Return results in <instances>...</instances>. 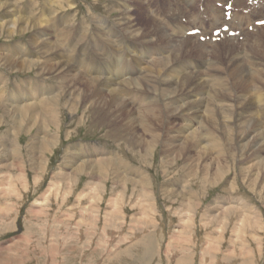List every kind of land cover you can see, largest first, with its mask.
Listing matches in <instances>:
<instances>
[{
    "label": "rangeland",
    "instance_id": "rangeland-1",
    "mask_svg": "<svg viewBox=\"0 0 264 264\" xmlns=\"http://www.w3.org/2000/svg\"><path fill=\"white\" fill-rule=\"evenodd\" d=\"M29 2L30 0H22L21 8L26 10ZM33 2L41 17L51 7V0ZM132 2L129 4L131 8L138 6ZM111 3L108 0H73L75 9L54 8L61 11L58 14L66 13L64 18L73 17L76 25L81 21L86 25L90 7H94L95 13L105 16L106 7ZM140 5L138 13H135V8L131 13L136 23L147 26L145 7L141 2ZM62 7H66L64 2ZM239 8L249 10L247 16L252 20L248 21V27L252 26L254 20L264 17L263 7L259 8L262 13L258 18L252 14L254 7ZM152 9L159 10L154 6ZM222 14V25L238 24L244 27L247 24H240L239 20L233 21L234 15L241 16L242 13H233L229 23L224 22V11ZM118 16L119 12L111 13L110 22ZM199 18L205 25L209 23L205 14L206 20L202 16ZM162 24L166 28L163 22ZM42 31L46 36L53 34L48 29ZM29 34H16L7 38V34L0 33V45L20 43L29 51ZM200 36L207 35L200 34L198 38ZM242 36L244 37L243 34ZM227 39L224 35L219 46L223 49L224 45L232 41L234 54H241L245 50V41L251 37L245 36L242 43ZM238 44L240 49L235 46ZM9 50L14 52L10 48ZM213 52L214 49L211 48L199 49V52L194 51L186 60L188 64L198 67L206 65L209 68ZM234 54L227 55V60L233 58ZM96 56L102 57L98 51ZM76 57L80 61L83 59L78 54ZM224 59L221 56L222 62ZM38 69L40 67L36 68ZM36 70L28 72L13 69L9 73L0 67V77L6 75L7 78L3 86L5 93H8L6 95L11 96L15 83L19 82L24 88L21 82L31 79ZM241 88L243 86L238 91L243 93L245 89ZM259 88L264 93V86ZM248 90L251 91L250 88ZM229 91L231 96L236 93L233 86H229ZM250 98L251 96L248 97L249 100ZM226 104L231 106L233 102L227 100ZM237 107L239 110L236 111H240L239 113L247 108L240 105ZM10 109L0 106V264H264V171L252 168L247 170L245 167L248 162L238 163L234 152L228 154L226 148L212 152L189 149L182 158L177 156V160L178 152L172 150L173 152L162 154L161 146L155 147L151 152H145V147H131L130 142L135 140L130 138L132 133L122 125L123 122L115 121L114 127L109 121L105 125L96 124L97 116L86 105L77 107L73 112L65 106L57 107L56 115L51 118L52 115L49 114L46 118L49 122L45 126L40 115H35L32 120L28 116L18 120ZM242 113L241 118L245 119L246 115ZM195 116L199 115L190 116L189 120L193 119L191 124H195ZM257 118L254 117L255 120ZM33 120L36 121L35 127L28 134L26 132ZM21 121L24 129L20 128L21 131L15 134L14 128L22 126ZM170 122V125L175 124L172 119ZM180 123L182 122L176 121L177 125ZM177 125L174 127H180ZM154 126L162 127L160 132L168 140L164 134L165 126L157 122ZM254 129L256 128L252 126V141L260 138L258 131ZM136 132V137L140 140L151 141L139 126ZM35 136L42 138V143H37L36 140L33 142L37 138ZM49 140H55V143L47 144ZM215 141L219 142L218 138ZM228 141L229 136L220 143L221 146L224 147V142ZM82 144L89 151L81 147ZM45 149L42 166L39 167V156ZM95 151H99V156L95 155ZM73 152L77 155L81 153L84 158L74 162ZM106 153L111 157L106 156ZM124 153V158L119 157L132 167V174L130 172L126 175L118 168L106 164L112 156ZM200 156L204 158L200 159ZM82 161L86 168L73 174ZM96 161L104 165L97 168L93 165ZM161 161L167 164L164 168ZM154 168L150 173L151 177L146 174ZM136 171L144 174L147 182H137L136 185L134 180L131 181ZM18 178H24V182H19ZM186 181H189L190 187L183 190ZM150 182H160V187L154 186V191L151 192ZM179 192L182 195L177 194ZM236 196L249 198L252 206L244 204V200L239 198L232 202L230 199ZM200 202L203 203L201 208L205 206L201 211ZM220 206L230 210L236 208V213L231 211L215 218L217 220L212 219L217 215L216 208ZM244 207L253 214L240 210ZM156 208L159 213H155ZM256 208L263 212L262 216L260 212V215L256 214ZM185 216L191 218L188 225L184 223ZM182 227L184 230L179 234ZM209 237H216L218 242L209 241Z\"/></svg>",
    "mask_w": 264,
    "mask_h": 264
},
{
    "label": "bare ground",
    "instance_id": "bare-ground-1",
    "mask_svg": "<svg viewBox=\"0 0 264 264\" xmlns=\"http://www.w3.org/2000/svg\"><path fill=\"white\" fill-rule=\"evenodd\" d=\"M108 1L112 3L106 7L107 13L104 14L105 16L95 13L94 7H90V12L87 14L89 21L86 22V25L84 21L76 25L73 17L64 18L63 16L67 15L66 13L58 14L60 10L65 8L75 9L73 0H51V7L44 8L47 11L43 13L42 17L39 15V10L35 8L33 0H30L26 10H23L20 6L22 0H0V33L7 34V38L16 34L22 36L30 33V36H27V42H30V45L27 44L29 51H26L20 43L8 46L0 45V67L6 69L9 73L13 72V69L18 71L28 70L30 72L40 67L31 79L24 82L20 81L24 88L19 85V82L15 83L10 97L7 96V91L6 95L5 88L3 89L4 83L7 81L6 75L1 76L0 106L10 107L18 120L26 116L32 120L35 115H40L42 124L45 126L49 122L46 118L49 114L52 115L51 118L56 115L57 107L65 106L66 109L69 108L73 112L77 107L86 105L97 116L96 124L111 123L114 127L113 125H116L115 121L123 122L122 125L129 133H132L130 138L135 140L130 142L133 148L141 149L145 147V152H151L155 147L161 146L162 154L169 153L172 150L180 153V155L176 154V159L177 156L182 158L185 153H188L187 150L189 149L190 151L212 152L226 148L228 154L232 152L236 154L238 163L248 162L245 167L247 170L252 168L264 171V155H262L264 154V95L258 89L261 85L264 86V28H256L254 33L249 35L246 29L248 28V21L252 18L244 15H234L233 19V21L239 20L240 24L247 23L244 27L238 24L237 26L222 25L220 24L223 21L221 19L222 10L207 6L206 11L203 13L209 18L207 25L200 20L199 16L202 15L196 13L190 15L187 10H185L186 20L188 19L186 26L179 25L178 19L181 16H179L180 12L177 11L172 18L178 25L176 30L172 31L173 35L169 29L163 26L162 22L160 23L158 15L155 14L156 10L152 9L153 7L150 6L148 0L140 1L145 7L144 12L147 20L145 24H148L147 26L136 23V19L131 13L133 9L128 3L130 0ZM172 1L176 4L179 3L177 0ZM182 1L189 4L187 0ZM63 2L66 7H62ZM232 2L233 5L240 7L243 0H232ZM54 6L60 10L55 9ZM155 8L157 9V7ZM134 10L137 11L135 13L140 11L138 8ZM253 10L252 14L256 18L262 13L259 8ZM114 12H119V16L113 22H110L109 15ZM262 20L258 18L253 23ZM56 25L59 26L56 27ZM109 25L118 29L119 33L137 46V49L141 46L144 47L143 57L140 56L136 59V70L138 72L142 66L144 68L148 64L150 68L147 69L146 74L141 79L117 86L116 83H120L123 73L112 72V66L109 65L105 67V70L107 71L106 74L112 78V83L111 86H107L103 83L104 81L96 76L98 75L97 71L83 62L84 58L80 61V58L76 57L77 47H80L78 53L81 54L84 51L85 44H90L89 48L92 49L97 46L96 50L102 56L97 60L104 64V48L102 47L104 42L109 45L119 44L118 37L109 28ZM226 25L231 31L235 30L242 33L244 37H251L250 40L245 41V50L241 54H234L232 41L224 45L223 49L219 46V43H217L218 45L207 43L206 45H210L214 49L210 67L207 68L206 65L198 67L195 64H188L186 58L190 57L189 55L195 51L194 46L201 47L202 45L199 43L198 36L196 38H182L179 36L183 33L185 36V33L194 30H200V32H203L201 34L207 35V30H210L209 34H211L214 30ZM42 29H48L53 34L46 36ZM123 47L129 52H133L132 45L123 44ZM154 47H158V50H153ZM9 48L14 52L12 53ZM169 49L172 50L171 56L168 53ZM230 53L234 54V57L227 60V55ZM202 56L204 57V55ZM221 56L225 58L223 62ZM179 61L180 63H178ZM151 62L152 64H150ZM244 64H247V66ZM79 72L84 73V75L79 74ZM155 75H157L156 78H154ZM179 78L183 79L178 84L177 80ZM157 79L159 84H157ZM247 83L250 84V87ZM229 86H233L235 89L236 97L231 96ZM242 86L241 89H245V93L238 91ZM246 86L248 87L246 88ZM248 94L249 96L252 95L251 100L248 99L249 96H246ZM227 100H231L233 104L231 106L226 104ZM239 105L242 108L247 107L243 113L241 111L242 115H246L245 119L241 118L240 111H236L239 110L237 109ZM195 114L199 116H195V124H191L193 119L191 118L190 121L189 118ZM254 117H258V122ZM171 119L175 123L174 125H177L176 121L180 120L182 123L177 125L180 127L170 125ZM156 122L165 126L164 134L168 137V140H165L162 132H160L162 127L156 128L154 126ZM188 122H190L189 125ZM20 123L22 125L23 122ZM35 124V120L30 121L26 133L29 134ZM138 126L149 136L151 141L144 142L136 137ZM252 126L256 128L254 130H257L260 135V138L253 141L250 138V136H253ZM20 128L24 129V126L14 128L15 134L21 131ZM166 130L167 132H165ZM165 135L164 137H166ZM113 136L117 137L118 135L113 134ZM227 136H229V141L228 143L224 142L223 147L220 143ZM35 137L37 138L33 139V142L36 140L37 143H42V138ZM216 138L219 140L217 143ZM14 140L16 141L17 138H14ZM54 143L55 140L47 142V144ZM249 144L250 147L248 148ZM45 151L46 149L39 156L40 162L37 164L39 167L42 166L41 161ZM73 153L74 162L84 158L81 153H78V155L75 152ZM98 153L99 151H95L96 156H99ZM84 154L87 155V153ZM201 154L204 155V153ZM106 156L111 157L110 154ZM173 157L175 161V156ZM199 158L203 159L204 157L200 156ZM186 159L187 157L184 158V160ZM109 160L106 162L107 165L118 168L126 175L130 172L132 174V167L125 160L123 161L119 155L112 156V159ZM162 161L166 160L162 159ZM162 161L161 165L164 168L167 164ZM93 165L98 168L104 164L102 165L100 161H96ZM83 168H86L84 161L81 162L78 169L74 170L73 174L80 172ZM17 180L24 182V178H18ZM130 180H134L136 185L137 182H147L146 176L138 173V171L133 173ZM177 194H180V192ZM40 202L42 203V199H40ZM36 204L40 205L39 202H36ZM246 207L240 208V210L244 213H252ZM216 211L217 215L212 219L222 216L223 213L228 214L231 211L236 213V208L230 210L220 206L216 208ZM256 214L260 215L258 212ZM190 221L191 218L185 216L184 223L188 225ZM184 227L178 231L179 234H182L181 231L184 230ZM208 240L213 243L218 242L216 237H209Z\"/></svg>",
    "mask_w": 264,
    "mask_h": 264
},
{
    "label": "snow or ice",
    "instance_id": "snow-or-ice-1",
    "mask_svg": "<svg viewBox=\"0 0 264 264\" xmlns=\"http://www.w3.org/2000/svg\"><path fill=\"white\" fill-rule=\"evenodd\" d=\"M261 23H264V22H261Z\"/></svg>",
    "mask_w": 264,
    "mask_h": 264
}]
</instances>
